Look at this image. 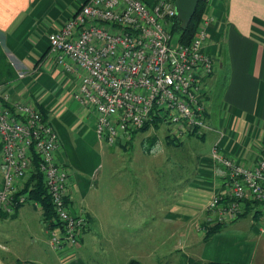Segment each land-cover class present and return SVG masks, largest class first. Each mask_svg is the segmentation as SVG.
Returning a JSON list of instances; mask_svg holds the SVG:
<instances>
[{
  "label": "crops",
  "instance_id": "1",
  "mask_svg": "<svg viewBox=\"0 0 264 264\" xmlns=\"http://www.w3.org/2000/svg\"><path fill=\"white\" fill-rule=\"evenodd\" d=\"M86 1L0 0V47L14 77L0 80V100L46 112L60 140L57 161L73 169L72 212L88 219L78 248L56 252L57 260L38 256L34 262L24 250L14 249L13 242L21 229L32 236L30 220L37 211L35 240L49 242L41 205L21 206L12 216L0 210V264L234 263L220 234L205 241L214 226L208 206L216 196L229 193V171L213 160L212 151L216 148L246 168L256 167L264 157V0H209L206 14L214 21L208 30V53L216 60L214 73L204 82L210 130L203 137L184 139L201 142L188 147L187 156L173 162L169 158V166L177 168L162 174L149 172V161L142 173L120 172L114 167V150L104 159L95 113L75 99L79 78L64 72L49 53V34L61 29ZM166 138L178 141L171 131ZM2 159L0 140V189ZM250 216L264 224L263 215ZM87 237L89 247L84 245ZM156 239L170 246L166 255L148 250ZM122 245L148 249L123 263Z\"/></svg>",
  "mask_w": 264,
  "mask_h": 264
},
{
  "label": "built area",
  "instance_id": "2",
  "mask_svg": "<svg viewBox=\"0 0 264 264\" xmlns=\"http://www.w3.org/2000/svg\"><path fill=\"white\" fill-rule=\"evenodd\" d=\"M175 2L87 0L49 34L50 55L64 72L79 78L75 99L95 113L100 142L112 147L127 143L154 121L169 126L178 141L210 130L204 82L215 71L216 60L208 53L214 18L204 16L190 44L173 45ZM0 140V210L12 216L28 203L26 195L17 194L35 153L60 224L59 229L47 228L50 246L61 254L78 248L88 219L72 212L70 177L57 161L60 140L50 121L30 104L7 107L0 101ZM148 152L156 154L157 148ZM212 158L229 171L230 180L228 195L216 196L208 206L211 224L238 220L245 201L264 204V157L254 168L237 164L216 148Z\"/></svg>",
  "mask_w": 264,
  "mask_h": 264
},
{
  "label": "rangeland",
  "instance_id": "3",
  "mask_svg": "<svg viewBox=\"0 0 264 264\" xmlns=\"http://www.w3.org/2000/svg\"><path fill=\"white\" fill-rule=\"evenodd\" d=\"M176 44L177 37L175 36L173 45ZM2 103L7 107H12L8 106V104H5L4 102ZM170 131L172 133V130L167 125H161L157 130L150 128L146 132H138V134H135L133 138L127 143L123 140L121 145L110 147L104 143L101 145L103 146L101 151L104 152V159L107 160L111 158L109 155H107V152L114 150V167L118 171L126 174H129L130 172L142 173L143 171H146L145 169H147V161H149V172H153V174H162L167 171L172 173L177 167L175 168L173 165L169 166L167 160L170 158V160L173 162L179 158L187 156L186 152L189 149L188 147L201 141L192 139L186 142V140H188L186 139L180 140L182 143L181 146L170 144L166 138V136H169ZM152 137L154 138L152 139ZM157 139L158 142L153 145L152 143L157 141ZM183 143L185 144L183 145ZM152 148H157L156 154H150L148 152L149 149ZM101 151H96V154L99 157H102ZM66 169L68 173L73 172V169L68 166H66ZM157 183L158 182H156V184ZM29 203L37 202L28 201L27 204ZM30 221L33 233L36 235L32 233L31 236V234L24 233L23 229H21V233L15 236L17 239L13 242V248L18 251L21 250L22 252L24 250L26 255L30 258V261L35 262L38 256L47 258L48 260H57V253L51 248L50 241L48 242V240L43 239V241L38 243V240L37 242L35 240L38 238V211L36 217H32ZM15 231H20V229L16 228ZM222 239H225L223 241L228 242V246L226 248L229 251V256L233 258L232 262L234 263L232 264H264V224L254 221L251 216L239 220L234 224H230L220 233V240ZM157 241L159 240L156 239V244L149 246V249L146 245H122V247H124L122 254L123 263H126V261L130 258L138 257V254L141 255V253H144L147 249L155 251L160 256L163 254L166 255V252L168 251L167 249L170 246L163 245ZM89 243H91V239L90 237H87L84 244L85 247H89ZM118 250H120V248H118ZM94 252L95 251H92L91 255L93 254L95 257L98 256L96 253L94 254ZM219 257V259H225L224 256L220 255ZM159 263L160 262H157L156 260L151 261V264Z\"/></svg>",
  "mask_w": 264,
  "mask_h": 264
},
{
  "label": "trees",
  "instance_id": "4",
  "mask_svg": "<svg viewBox=\"0 0 264 264\" xmlns=\"http://www.w3.org/2000/svg\"><path fill=\"white\" fill-rule=\"evenodd\" d=\"M208 4H209V0H199L197 10L189 25H185L178 18V16L175 17L173 26L171 28V34L173 37L175 36L177 37L178 44L188 45L193 41L204 19V15L208 11L207 10ZM6 74H9V78L5 76ZM12 74H13V71L8 62V59L0 47V80L2 79L11 80L14 78ZM41 113L44 119L47 120L48 119L47 114L43 109H41ZM206 119H207V112H206ZM161 125L162 123H159L158 121H154L152 124H148L147 126H145L140 132L142 133L146 132L150 128L157 130L160 128ZM205 133L206 132H204L203 135L200 137H203ZM179 142L180 141L175 142L174 140H172L170 144H176L177 146H181L182 143H179ZM40 163H41L40 158L34 153L33 164L31 167L32 170L29 173V175L26 178H24V180L21 182L17 197L26 195L28 197L29 202H37L38 204H40L44 212L43 213L44 223L48 226V228L53 229L59 226L60 224L57 222L54 208L51 202V197L48 194L47 188L44 183L43 175L40 171ZM244 206H245V213L241 215L238 220H236L235 222L231 224H234L238 222L239 220L244 219L250 215H253L255 219H258V215L263 214L264 204L245 201ZM229 225L230 224H217V225L209 227L207 234L205 236V241L211 240L214 236L220 234ZM19 264H32V263L24 261V262H20ZM127 264H143V263L138 260H131ZM189 264H229V263H220V262L204 263V262L192 259L189 262Z\"/></svg>",
  "mask_w": 264,
  "mask_h": 264
},
{
  "label": "water",
  "instance_id": "5",
  "mask_svg": "<svg viewBox=\"0 0 264 264\" xmlns=\"http://www.w3.org/2000/svg\"><path fill=\"white\" fill-rule=\"evenodd\" d=\"M198 4L199 0H176L177 16L185 25L190 24Z\"/></svg>",
  "mask_w": 264,
  "mask_h": 264
}]
</instances>
